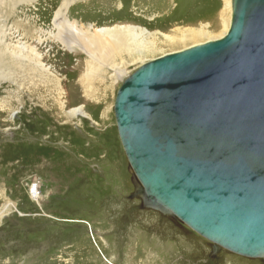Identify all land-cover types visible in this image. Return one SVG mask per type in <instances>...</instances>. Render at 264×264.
<instances>
[{
  "label": "water",
  "instance_id": "obj_1",
  "mask_svg": "<svg viewBox=\"0 0 264 264\" xmlns=\"http://www.w3.org/2000/svg\"><path fill=\"white\" fill-rule=\"evenodd\" d=\"M220 38L142 64L117 128L133 196L222 249L264 259V0H232Z\"/></svg>",
  "mask_w": 264,
  "mask_h": 264
},
{
  "label": "rangeland",
  "instance_id": "obj_2",
  "mask_svg": "<svg viewBox=\"0 0 264 264\" xmlns=\"http://www.w3.org/2000/svg\"><path fill=\"white\" fill-rule=\"evenodd\" d=\"M45 1L41 0V4ZM173 2V9L177 11L180 8L179 12L184 16L194 12L195 0ZM211 4L209 2L208 6ZM10 8H14L15 13L6 21L24 31H28V25L33 20L48 19L46 9L39 2L22 5L14 0H4L0 6V16L4 12L3 15L7 16L12 10ZM232 11L230 0L223 15L227 25L211 30L210 38L201 37L184 46H164L161 50L130 63L113 84V100L105 126L99 124V117L93 109L86 107L91 116L75 118V127L66 130L64 135L72 139L70 144L73 150L66 147V141L58 137L60 134L57 131L48 127L50 119L46 111L52 104V87L44 88V84L38 81L36 86L40 88V94L31 92L34 85L30 87L28 84H20V89L13 81H0V120H3L2 123L0 121V192L5 196V199L0 198V208L7 200L14 203L13 211L6 213L0 222V264L169 262L172 250L163 248L167 244L160 243V239L166 241L171 234L168 226L172 220L177 219L160 210L145 207L143 198L133 196L139 181L130 169L117 128L114 113L117 92L123 81L142 64L225 35L231 24ZM0 19L2 21L1 17ZM149 21L134 19L131 22L150 28V31L168 33V28L154 27ZM31 42L38 46L36 40ZM38 47L42 52L49 50L45 61L52 66L53 72L63 77L64 65L60 58L64 53L73 55L72 52L62 51L58 47H51L50 50L46 45ZM61 146L65 149L59 150ZM73 147L81 148L79 157L74 154L76 150ZM87 148L89 151L85 150ZM70 152L71 159H63L64 155L70 157ZM40 153L45 158L57 160L41 165L35 160V156ZM183 224L181 257L174 264H227L228 260L235 262L234 264H264L262 258H247L228 253L224 249L221 250L222 256L212 258L211 242ZM185 229L193 234H187Z\"/></svg>",
  "mask_w": 264,
  "mask_h": 264
},
{
  "label": "bare ground",
  "instance_id": "obj_3",
  "mask_svg": "<svg viewBox=\"0 0 264 264\" xmlns=\"http://www.w3.org/2000/svg\"><path fill=\"white\" fill-rule=\"evenodd\" d=\"M14 1L22 5H34L39 2V5L46 9L48 19L41 17L43 20H33L28 25V31H24L6 21L10 15H14V8H10L13 11L8 12L7 16L3 15L5 12L0 16V81H13L18 87L24 84L30 87L34 85L32 93L40 92V88L36 86L38 81L44 84V88L52 87V104L46 111L50 119L48 127L60 134L58 137L66 141L64 144L70 147V150L72 139L64 134L67 129L75 127V118L82 115L91 116L87 108H92L99 117V124L105 126L113 100V84L123 75L130 63L145 58L164 46H184L188 42H196L201 37L210 38L211 30L215 31L227 25L223 15L230 4V0H195L194 12L184 16L179 12L180 8L177 11L173 9V0H46L42 4L41 0ZM79 1L82 3L78 4ZM3 2L4 0H0V6ZM209 2H212L210 6ZM134 19L151 20L149 22L152 26H164L169 31H150V28L131 22ZM32 40H36L40 47L46 45L50 50L51 47H58L62 51L72 52L73 55L64 53L60 58L64 65L63 77L53 72L52 66L45 61L49 50L40 51ZM64 149L65 147H59V150ZM80 149H75L74 154L77 157L81 153ZM85 150L89 151V148ZM35 158L44 166L45 162L50 164L57 160L45 158L41 153ZM66 158L71 159V152L70 157L64 155L63 159ZM0 198L5 199L1 192ZM13 209V202H3L0 208V222L6 213ZM87 220L84 221L88 222Z\"/></svg>",
  "mask_w": 264,
  "mask_h": 264
},
{
  "label": "crops",
  "instance_id": "obj_4",
  "mask_svg": "<svg viewBox=\"0 0 264 264\" xmlns=\"http://www.w3.org/2000/svg\"><path fill=\"white\" fill-rule=\"evenodd\" d=\"M173 221H175V222L170 223V226H168L171 229V232H169L171 234L167 237L166 241H164V239H160V243H162L164 245L167 244L163 248H165L167 250L168 249L169 250H172V252L169 255L170 260H169L168 263H165V264H174V262H176L178 260V258L181 257L180 250H181V244H182V242H181V239H182V229H180L179 227H182V225H184V224L181 223L179 220H173ZM176 223H179V225H181V226H179V227L176 226ZM225 255H229V254H225ZM220 256H222V255L220 254L218 257H220ZM211 257H212V255H211ZM234 263L235 262L232 263L231 260H228L227 261V264H234Z\"/></svg>",
  "mask_w": 264,
  "mask_h": 264
},
{
  "label": "flooded vegetation",
  "instance_id": "obj_5",
  "mask_svg": "<svg viewBox=\"0 0 264 264\" xmlns=\"http://www.w3.org/2000/svg\"><path fill=\"white\" fill-rule=\"evenodd\" d=\"M173 222H175V221L172 220L170 223H173ZM177 224H178V225H177ZM164 225H165V224H164ZM176 226L179 227V226H181V225H179V223H176ZM176 226H175V227H176ZM183 227H184V226L182 225V227H179V228L183 230ZM172 230H173V229H172ZM185 232H186L187 234H191V233H192L191 231H190V232H191V233H190L187 229H185ZM192 234H193V233H192ZM210 248L212 249V253H211L212 257L216 258V257H218V256L221 254V251H219L218 253H215L214 250H213V248H212V247H210Z\"/></svg>",
  "mask_w": 264,
  "mask_h": 264
}]
</instances>
